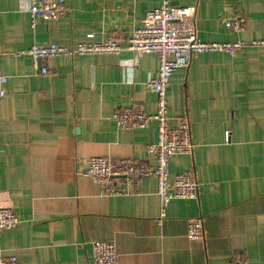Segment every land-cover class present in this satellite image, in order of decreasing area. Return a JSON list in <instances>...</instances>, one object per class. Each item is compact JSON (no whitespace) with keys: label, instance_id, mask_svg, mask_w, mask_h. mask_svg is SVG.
Returning a JSON list of instances; mask_svg holds the SVG:
<instances>
[{"label":"crops","instance_id":"obj_1","mask_svg":"<svg viewBox=\"0 0 264 264\" xmlns=\"http://www.w3.org/2000/svg\"><path fill=\"white\" fill-rule=\"evenodd\" d=\"M64 1L67 14L32 29L27 0H0V208L20 219L0 233V256L19 264H92L91 242L108 241L117 264H264V48L250 46L264 40V0H167L195 7L202 42L245 47L191 55L169 78L167 125L185 116L193 149L168 160V177L192 170L198 195L170 200L159 224L153 176L134 180L120 196H104L80 176L91 157L153 167L142 149L155 140V124L122 129L111 115L133 104L154 113L144 82L157 69L156 55L54 56L40 62L48 73L39 75L17 53L32 44L72 48L87 34L92 42L116 37L125 48L144 12L161 0ZM238 15L242 31L226 29L222 20ZM196 217L203 238L190 241L186 223Z\"/></svg>","mask_w":264,"mask_h":264},{"label":"built area","instance_id":"obj_2","mask_svg":"<svg viewBox=\"0 0 264 264\" xmlns=\"http://www.w3.org/2000/svg\"><path fill=\"white\" fill-rule=\"evenodd\" d=\"M23 12L28 16L30 28L37 21L48 22L68 13L64 0H27ZM195 7H174L167 0H161L158 6L147 10L130 37L125 48L119 45L118 38L108 37L100 42H92L93 35L85 36L87 42L78 43L72 48H64L55 44L38 46L32 44L25 52L29 57L35 74L46 75L48 70L40 66V62L54 57H72L79 55H117L123 50L129 51L133 58L141 54L153 53L158 65L155 73L145 82V88L155 96V111L145 114L139 104L117 110L111 115L116 127L122 129H141L150 123L155 124V140L143 146V153L154 160L153 167L137 166L131 159L91 157L87 169L80 174L100 187L104 196L127 195L134 180L153 176L156 181V197L159 203L157 224L164 217L165 208L173 199H196L198 182L192 170L168 177V160L176 155H189L193 145L190 140L189 122L185 116L177 118L176 126L168 127L165 90L173 71L184 68L189 57L201 53H225L233 55L245 47L239 41L232 43L202 42L196 34L194 26ZM226 29L240 32L244 26V18L232 16L222 20ZM252 47L264 48V40L250 42ZM130 67L133 60L125 61ZM123 62L122 64L125 65ZM5 82L0 77V98L4 96L1 86ZM117 183L121 186L118 187ZM20 224V219L8 208H0V233ZM186 238L197 241L203 238L202 220L200 217L189 219L186 223ZM92 264H117V254L112 242L93 241L90 244ZM0 264H19L15 256H0ZM227 264H245L243 258Z\"/></svg>","mask_w":264,"mask_h":264}]
</instances>
